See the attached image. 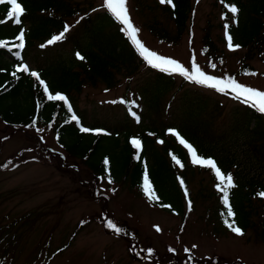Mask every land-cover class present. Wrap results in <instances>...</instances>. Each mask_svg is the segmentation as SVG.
I'll return each instance as SVG.
<instances>
[{"label": "rangeland", "instance_id": "rangeland-1", "mask_svg": "<svg viewBox=\"0 0 264 264\" xmlns=\"http://www.w3.org/2000/svg\"><path fill=\"white\" fill-rule=\"evenodd\" d=\"M192 4L191 19L186 21L180 37L171 42L159 39L150 31L149 24L154 18L174 30V23L159 0H127L129 16L139 29L138 39L149 50L179 61L190 71L195 58L208 75L233 77L243 85L264 91V50L248 60L252 68L242 69L245 48L234 51L228 48L225 25L230 17L224 14L221 0H192ZM81 5H89L94 12L107 10L105 0H81ZM102 19L107 22L109 18L103 16ZM115 24L126 33L116 19ZM206 26L216 45L215 58L208 56L203 48ZM109 30L112 28L107 27L105 32ZM84 35L90 37L88 33ZM46 44L45 40L37 41L27 51L26 62L30 68L38 65L36 53ZM61 53L70 58L71 47ZM211 64L216 67L212 68ZM156 72L171 80L158 112L148 109L138 98L140 93L136 89ZM116 78L118 81L113 88L85 83L74 93L76 106L86 123L104 121L101 124L112 126V122L129 113L127 108L130 107L143 123L171 122L175 128L191 135L194 126L202 130L204 120L211 119L216 135L207 139L216 140L218 155H229L240 174L264 182V151H257L258 147L264 150V137L253 140L256 148L253 147L251 133L241 127L244 102L234 98V94L225 95L198 85L179 74L153 68L146 61L140 63L132 75L122 69ZM201 104L204 108L192 117ZM185 115L188 117L183 122L181 118ZM7 123L0 118V161L10 159L18 150H23L29 158L17 167L0 168V264H169L175 260L171 259L174 256L182 258L179 264H264V240H254L250 232L238 236L230 231L217 234L211 230L212 223L203 218L205 205L210 202H197L189 211L186 224L180 227L178 215L159 209L137 191L123 187L113 190L101 183L98 191L107 197L113 220H125L138 232L133 245L138 257H134L126 236L103 227L101 200L76 179L78 174L86 172L85 165L64 153L51 128ZM247 123L251 127L255 122ZM188 130L190 133L186 132ZM193 141L200 145L197 139ZM200 185L213 187L209 172L194 171L190 186L195 190ZM57 248L62 250L58 252Z\"/></svg>", "mask_w": 264, "mask_h": 264}, {"label": "trees", "instance_id": "trees-1", "mask_svg": "<svg viewBox=\"0 0 264 264\" xmlns=\"http://www.w3.org/2000/svg\"><path fill=\"white\" fill-rule=\"evenodd\" d=\"M18 2L25 9L20 25L8 19L9 6L0 5V44L4 45L0 47V118L17 126L36 128L41 125L51 128L64 153L79 159L85 165L86 172L78 174L76 179L84 183L90 193L101 200L103 210L100 222L104 228L110 229L109 222L116 225L120 229L119 233L130 240L133 253H136V247L133 245L138 238V232L125 220H113L105 200L107 197L98 191L101 183H106L113 190L123 187L137 191L159 209L178 215L181 219L180 227L186 224L189 211L195 208L197 202H210V205H205L203 218L212 223L211 230L214 233L232 232L225 221L231 222L234 219L235 226L241 228L244 235L250 232L254 240H264V197L258 195L264 193V182L253 176L240 174V171L234 168L233 158L229 155H218L215 151L216 140L207 139V136L216 135L211 119L204 120L206 124L202 125V130L194 126L191 135H187L178 127L176 131L196 149L200 157L214 160L223 174L232 175L236 187L229 190V202L235 213L234 218L227 216V206L223 203V194L217 187L219 180L215 172L193 164L188 149L179 143L177 136L168 133V128L175 129L173 123L156 125L154 120L143 123L130 115V107L127 108L129 113L124 118L112 122V126L101 124L105 123L104 121L94 124L85 122L76 106L74 93H78L85 83H100L107 89L113 88L118 81V72L123 69L125 74L132 75L140 63L145 61L127 34L116 27L115 18L109 11L94 12L89 5H81V0ZM173 3L175 7L163 4L167 17L174 23L173 31L158 18L152 19L149 24L150 31L164 41L173 42L178 39L186 21L191 19L194 12L192 0H173ZM225 4H234L239 8L235 22L232 14L227 12ZM223 6L224 14L230 17L227 20V33L232 35L234 45L245 48L241 68L250 69L252 66L248 60L261 55L264 50V0H224ZM100 16L109 19L104 22ZM107 27L112 30L105 32ZM21 32L24 33L23 49L16 47L19 42L17 37ZM62 32V40L53 44L47 43ZM84 33L90 34V37L86 38ZM43 40L47 44L36 53L38 65L33 70L28 67V72L18 71V68L22 67L21 60H27L30 47ZM68 46L71 47L72 55L65 58L61 51ZM53 48L55 50L51 53ZM203 48L208 56L216 57V45L209 26L205 27L203 34ZM77 54L84 59H79ZM31 72L39 73L40 79L48 86V93ZM170 83L171 80L163 73L156 72L152 79L136 87L140 93V97L137 96L147 104L148 109L158 112L163 94ZM49 93L65 94L68 103L47 99ZM69 100L71 110L68 107ZM125 102L128 104L127 99ZM203 105L196 107L192 117L195 118V114L201 112ZM244 107L241 113V127L251 133L250 142L256 148L253 140L264 137V113L247 103H244ZM73 111L78 115L77 120L72 119ZM187 115L181 118L183 122H186ZM250 120L255 122L251 127L247 123ZM82 128H88L90 131L83 132ZM186 132L190 133V130ZM193 138L197 139L200 145L196 144ZM132 139H139L142 148L137 150L131 143ZM261 148L258 147L257 151L263 152ZM17 152L10 159L0 161V168L17 167L27 161L29 156L25 155L23 150ZM173 157L179 159L183 167L178 165ZM195 170L209 172L213 187L200 185L193 190L190 179ZM145 172L158 197L157 200L149 199L143 190ZM61 248H57L58 252ZM171 254L174 255L173 252ZM134 257L138 256L135 254ZM173 258L175 260L168 262L169 264H179L182 259L176 256L171 257ZM47 259L49 260V257ZM197 261L200 262L199 259Z\"/></svg>", "mask_w": 264, "mask_h": 264}, {"label": "snow or ice", "instance_id": "snow-or-ice-1", "mask_svg": "<svg viewBox=\"0 0 264 264\" xmlns=\"http://www.w3.org/2000/svg\"><path fill=\"white\" fill-rule=\"evenodd\" d=\"M221 2L224 3V0H221ZM160 3L168 4V5H171L172 7H175L173 0H160ZM0 5L9 6V10L7 11V17L9 20H14V22L17 25H20L22 23L21 17L24 15L25 9L22 7L21 3L18 2V0H0ZM104 6L114 16V18L118 20L124 26L122 30L126 31L127 35L131 38L132 42L134 43L136 48L139 50V54L148 63V65H150L153 68L160 69L161 71L168 72L170 74H179L180 76L184 77L186 80L190 82L214 89L222 94H225V95L234 94V98L240 99L244 103L249 104L251 107L256 108L259 112L264 113V91L243 85L239 83L233 77L218 78L212 75H208L196 63L195 58H193V61H192L193 67H192V70L190 71L179 61L172 59V58L161 56L157 54L156 52L149 50L140 41V39H138L139 29L134 26L129 16L127 0H105ZM225 7L227 9V12L232 14L234 22H235V17L240 11L239 8L234 4H225ZM228 27L229 25L226 24L225 25L226 42H227L228 48L234 51L238 49L240 45L233 44L232 35L227 33ZM65 31H67V27ZM63 38H64V33L62 32L60 35L54 36L51 40H49L48 43L53 44L56 41L62 40ZM17 39L21 41V43L16 45V47L23 49L24 33L21 32L18 35ZM3 46L4 45L0 44V47H3ZM77 55L79 59L81 60L84 59L83 56H80L79 54ZM211 67L215 68L216 65L211 64ZM18 71L28 72L29 69L27 65H23L22 67L18 68ZM13 75L15 76V72L13 73ZM31 75L34 76L37 79V81H39V83L44 86V91L48 93V86L44 83L43 80L40 79L39 73L31 72ZM253 75L255 74L253 73ZM47 99L54 100V101H64L66 104L68 103L67 97L64 95H59V94L53 95L49 93L47 96ZM68 107H69V110H71L70 104L68 105ZM72 119L76 120L77 117L73 115ZM81 131L89 132L90 130L88 128H82ZM97 134H99V131H97ZM172 135L177 136L179 139V143L188 149L189 153L191 154V159H192L193 164L200 165L202 167H206V168H209L215 171V175L219 180L217 187L223 194L222 195L223 203L227 206V216L230 218H234L235 213L232 210L231 204L229 202V190L236 187L235 183L233 182L232 175L223 174L221 172V169L217 166L214 160L200 157L197 154L196 149L190 143H188L183 137H180L179 133L172 131ZM131 143L137 150L142 148L141 141L139 139H133ZM161 143H163V141H161ZM137 159H139V156H137ZM173 159L176 161L178 165L183 167V164H181L179 159H177L176 157H173ZM105 163H107V161H105ZM109 182L111 183V180H109ZM181 184H183L182 180H181ZM143 190L148 195L149 199H152V200L158 199L148 179L147 172H145V175H144ZM185 193L187 194L186 189H185ZM258 195H260L261 197H264V193H259ZM189 208H191V201H189ZM225 223H227V226L236 235L238 236L244 235L243 230L239 228L238 226H235L234 219H232L231 222H228L226 220ZM108 227L115 229L117 232L120 231V229L117 228L116 225H114L111 222L108 223ZM159 230L160 229L157 228V231Z\"/></svg>", "mask_w": 264, "mask_h": 264}]
</instances>
